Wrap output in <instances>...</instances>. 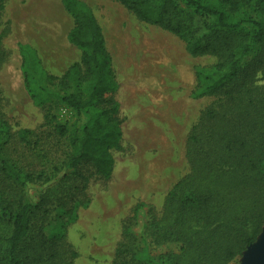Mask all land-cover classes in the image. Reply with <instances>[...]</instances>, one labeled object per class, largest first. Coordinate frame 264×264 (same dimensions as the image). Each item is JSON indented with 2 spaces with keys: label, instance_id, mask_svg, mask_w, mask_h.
Wrapping results in <instances>:
<instances>
[{
  "label": "trees",
  "instance_id": "1",
  "mask_svg": "<svg viewBox=\"0 0 264 264\" xmlns=\"http://www.w3.org/2000/svg\"><path fill=\"white\" fill-rule=\"evenodd\" d=\"M61 1L74 19L68 40L81 58L56 77L32 46L21 44L24 84L34 101L43 102L40 93L48 92L92 121L70 132L47 114L46 133L16 131L0 108V264H76L78 253L67 241L68 227L78 218L76 194L51 197L50 191L71 177L85 180L84 165L110 179L113 151L123 140L120 85L104 30L85 2ZM115 1L177 36L191 57L216 63L195 72L193 98L211 103L187 138L188 173L168 192L159 213L149 210L142 240L131 226L123 227L113 264H156L142 241L176 248L161 255L160 264H237L264 230V0ZM182 5L193 11L191 18ZM195 16L203 23L200 37L192 36ZM44 78L49 90L40 84ZM50 135L51 152L67 138L63 159L53 168L56 180L35 169L29 156L46 157ZM53 207L60 209L63 226L50 237L46 222Z\"/></svg>",
  "mask_w": 264,
  "mask_h": 264
},
{
  "label": "rangeland",
  "instance_id": "2",
  "mask_svg": "<svg viewBox=\"0 0 264 264\" xmlns=\"http://www.w3.org/2000/svg\"><path fill=\"white\" fill-rule=\"evenodd\" d=\"M81 1L103 28L114 60L124 135L120 147L113 151L115 170L110 179L97 176L84 165L80 170L85 180L77 176L62 181L52 187L50 196L76 194L78 218L67 231V241L78 253L76 264H113L123 227L131 226L142 240L149 210L159 213L168 192L188 173L187 138L211 103L208 98H193L195 72L212 67L216 60L191 57L177 36L139 20L115 0ZM182 9L185 18H191L193 11L184 5ZM194 22L197 30L192 36L200 37L202 20L195 16ZM73 27L74 19L61 0H5L0 7V108L14 130L46 133L47 114L70 132L92 121L91 115L74 111L48 92L40 93L43 102L34 101L24 84L19 46H32L43 68L61 77L81 58V51L68 40ZM40 84L50 89L45 78ZM66 139L51 152L52 138L47 136L48 155L42 159L29 155L35 169L52 180L59 176L53 168L63 159ZM46 225L50 237L59 233L63 226L60 209L51 208ZM3 228L5 232L9 229ZM142 243L145 254L156 264H160L161 255L176 251L174 246Z\"/></svg>",
  "mask_w": 264,
  "mask_h": 264
},
{
  "label": "water",
  "instance_id": "3",
  "mask_svg": "<svg viewBox=\"0 0 264 264\" xmlns=\"http://www.w3.org/2000/svg\"><path fill=\"white\" fill-rule=\"evenodd\" d=\"M242 264H264V232L244 254Z\"/></svg>",
  "mask_w": 264,
  "mask_h": 264
}]
</instances>
